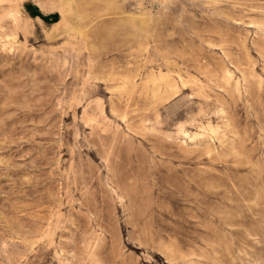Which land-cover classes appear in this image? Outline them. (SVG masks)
I'll return each instance as SVG.
<instances>
[{"label":"rangeland","instance_id":"obj_1","mask_svg":"<svg viewBox=\"0 0 264 264\" xmlns=\"http://www.w3.org/2000/svg\"><path fill=\"white\" fill-rule=\"evenodd\" d=\"M0 27V264H264V0H0Z\"/></svg>","mask_w":264,"mask_h":264},{"label":"bare ground","instance_id":"obj_2","mask_svg":"<svg viewBox=\"0 0 264 264\" xmlns=\"http://www.w3.org/2000/svg\"><path fill=\"white\" fill-rule=\"evenodd\" d=\"M38 6V5H37ZM10 17L13 18L16 22L18 21V19L21 17L19 12H15L10 14ZM0 30L2 31L3 28L0 27ZM16 35L13 33L4 34L3 38H0V47L2 48L3 51L7 52V53H12L14 51V43L16 40ZM193 77V76H191ZM189 77V78H191ZM234 74L232 71L230 70H225L224 72V79L225 83L227 85H231L234 84L235 89L239 90V86H240V81L236 80L234 78ZM223 78V77H222ZM188 79V78H187ZM193 80V79H192ZM200 81V80H198ZM181 83H185V79L184 77L179 74V73H171L169 75H162L160 78L157 79V82L154 86V90H153V97L156 100H161L164 99V97L167 94H171V93H177L179 88H180V84ZM195 84L194 82H190ZM198 84V83H197ZM129 85V79L128 78H124L122 81V86L120 87V90L123 91L124 93H126L127 95L130 94V92L127 93L126 89L127 86ZM197 87V86H196ZM200 87V85L198 86ZM189 88V87H188ZM181 90V89H180ZM200 90H202V88H200ZM205 90V89H204ZM203 93V91H202ZM176 95V94H175ZM204 95V94H203ZM130 96V95H129ZM174 96V95H173ZM172 96V97H173ZM179 96V95H178ZM170 98V97H169ZM208 98V97H207ZM167 99V97L165 98ZM209 99V98H208ZM155 101V100H154ZM168 104V103H167ZM128 107V106H127ZM124 115V114H123ZM126 118V117H125ZM124 119V118H123ZM128 119V118H127ZM126 120V119H125ZM126 122V121H125ZM227 122V121H226ZM87 125V124H86ZM229 125V124H228ZM228 128V127H227ZM230 130V127H229ZM184 136L187 139H191V136L188 133H185ZM196 138L199 139L200 141H204V140H212L214 141L215 139H221L220 138V134L212 127H209V129L204 130L203 134H198L196 135ZM233 142V141H232ZM211 147V146H210ZM231 147V146H230ZM209 148V147H208ZM212 149V148H211ZM214 149V148H213Z\"/></svg>","mask_w":264,"mask_h":264}]
</instances>
